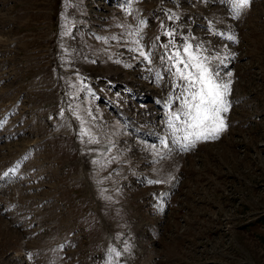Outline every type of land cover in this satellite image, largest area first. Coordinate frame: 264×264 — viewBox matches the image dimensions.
Instances as JSON below:
<instances>
[{
  "label": "rangeland",
  "instance_id": "rangeland-1",
  "mask_svg": "<svg viewBox=\"0 0 264 264\" xmlns=\"http://www.w3.org/2000/svg\"><path fill=\"white\" fill-rule=\"evenodd\" d=\"M233 2L0 0V264H264V0L246 16ZM140 19L145 43L164 20L210 57L208 22L237 24L240 55L220 69L239 101L229 134L170 155L165 104L180 90L128 51ZM185 128L174 138L188 144ZM177 198L190 207L166 224Z\"/></svg>",
  "mask_w": 264,
  "mask_h": 264
},
{
  "label": "snow or ice",
  "instance_id": "snow-or-ice-1",
  "mask_svg": "<svg viewBox=\"0 0 264 264\" xmlns=\"http://www.w3.org/2000/svg\"><path fill=\"white\" fill-rule=\"evenodd\" d=\"M249 4L250 0H234L232 7L238 16L240 10L248 7ZM129 14H131L130 5ZM165 15L167 21L174 22L180 19L171 9H166ZM147 26V21L140 19L137 26L127 32V36L131 39L126 40L125 43L135 45L128 48V51L136 53L135 58L142 59L148 65H152L154 59L158 58L165 72L169 74L170 78L176 80L173 86L180 90V95L170 96L165 104L169 108L168 126L172 129L173 137L178 131L177 122H179L186 126L183 139L188 141V144L182 145L184 150L197 141L218 138L219 134L227 127L223 114L230 109L227 96L232 83L231 79L225 81L224 77L220 75L219 65L215 68L211 66L212 60L219 59V56L205 55L209 49L204 46L202 41L194 45L192 41L198 40L197 37L190 38L189 35L178 32L164 20L159 21L160 34L145 43L143 33ZM207 31L216 36L223 35L219 31H214L212 21L208 22ZM226 39L234 41L235 37L229 35ZM116 63H120V61L117 60ZM125 67H131V65L126 64ZM148 71L151 72L152 69L149 68ZM231 75V72L225 73V76L231 77ZM163 78L161 72H156L154 83L159 84ZM175 101L180 102L179 111L171 110V105ZM85 134L87 133L85 132ZM161 143L167 147V138ZM173 143H179V139L174 138ZM149 183H162V181L155 180L149 181ZM116 255L119 256L120 253L116 252Z\"/></svg>",
  "mask_w": 264,
  "mask_h": 264
},
{
  "label": "trees",
  "instance_id": "trees-1",
  "mask_svg": "<svg viewBox=\"0 0 264 264\" xmlns=\"http://www.w3.org/2000/svg\"><path fill=\"white\" fill-rule=\"evenodd\" d=\"M61 3H62V0H56V6H57V10L59 11V9L61 8ZM55 26V25H54ZM56 29H54V31H56Z\"/></svg>",
  "mask_w": 264,
  "mask_h": 264
},
{
  "label": "bare ground",
  "instance_id": "bare-ground-1",
  "mask_svg": "<svg viewBox=\"0 0 264 264\" xmlns=\"http://www.w3.org/2000/svg\"><path fill=\"white\" fill-rule=\"evenodd\" d=\"M18 260H19V262H22V260L20 258Z\"/></svg>",
  "mask_w": 264,
  "mask_h": 264
}]
</instances>
